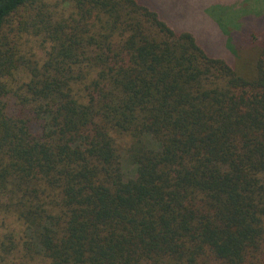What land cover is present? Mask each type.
Returning <instances> with one entry per match:
<instances>
[{"label":"trees","instance_id":"obj_1","mask_svg":"<svg viewBox=\"0 0 264 264\" xmlns=\"http://www.w3.org/2000/svg\"><path fill=\"white\" fill-rule=\"evenodd\" d=\"M258 19L213 54L149 0H0V264H264Z\"/></svg>","mask_w":264,"mask_h":264},{"label":"rangeland","instance_id":"obj_2","mask_svg":"<svg viewBox=\"0 0 264 264\" xmlns=\"http://www.w3.org/2000/svg\"><path fill=\"white\" fill-rule=\"evenodd\" d=\"M235 1L187 0L184 3L179 0H149L173 25L194 31L198 38L205 37L207 45L210 47L207 49L213 54L214 50L221 51L226 48V34L222 36L224 32H230L232 37L236 36L234 37L236 44L244 45L246 41L243 39L245 38L237 35V31H247L246 27L252 25L256 17L259 18L257 24L262 23L256 33L258 35L264 33V0H248L246 3H240V6L246 7V12L239 10L235 6ZM246 15L252 16L246 17ZM242 50H246V48H242ZM123 172L126 176L134 175L133 166L127 160L123 163Z\"/></svg>","mask_w":264,"mask_h":264}]
</instances>
